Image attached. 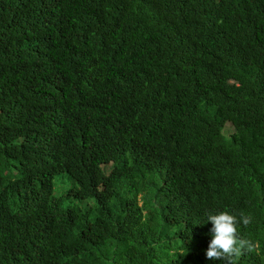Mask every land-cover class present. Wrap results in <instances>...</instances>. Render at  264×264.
<instances>
[{
  "label": "trees",
  "instance_id": "1",
  "mask_svg": "<svg viewBox=\"0 0 264 264\" xmlns=\"http://www.w3.org/2000/svg\"><path fill=\"white\" fill-rule=\"evenodd\" d=\"M220 211L264 264V0H0V264H225Z\"/></svg>",
  "mask_w": 264,
  "mask_h": 264
},
{
  "label": "clouds",
  "instance_id": "2",
  "mask_svg": "<svg viewBox=\"0 0 264 264\" xmlns=\"http://www.w3.org/2000/svg\"><path fill=\"white\" fill-rule=\"evenodd\" d=\"M207 220L211 221V240L206 251V257L211 260H223L225 264H237L238 258L245 251L251 252L255 249L253 242L240 238L237 225L247 227L252 223V216L243 212L239 217L227 211L215 214L209 213Z\"/></svg>",
  "mask_w": 264,
  "mask_h": 264
},
{
  "label": "rangeland",
  "instance_id": "3",
  "mask_svg": "<svg viewBox=\"0 0 264 264\" xmlns=\"http://www.w3.org/2000/svg\"><path fill=\"white\" fill-rule=\"evenodd\" d=\"M232 132V127H230V126H226V127H224V129H223V134L225 135V136H228L230 133ZM63 176H65V174L64 173H61V174H58V175H56L55 176V178H54V184H55V188L57 189L58 188V186H59V182L61 181V179L63 178ZM92 202V201H91Z\"/></svg>",
  "mask_w": 264,
  "mask_h": 264
}]
</instances>
